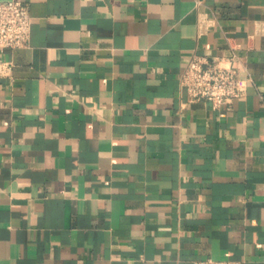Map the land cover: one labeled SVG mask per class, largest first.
<instances>
[{
	"label": "crops",
	"instance_id": "0c3cea01",
	"mask_svg": "<svg viewBox=\"0 0 264 264\" xmlns=\"http://www.w3.org/2000/svg\"><path fill=\"white\" fill-rule=\"evenodd\" d=\"M23 1L29 44L0 52V264H264V0ZM195 52L236 53L246 93L189 100Z\"/></svg>",
	"mask_w": 264,
	"mask_h": 264
},
{
	"label": "built area",
	"instance_id": "2783aa9c",
	"mask_svg": "<svg viewBox=\"0 0 264 264\" xmlns=\"http://www.w3.org/2000/svg\"><path fill=\"white\" fill-rule=\"evenodd\" d=\"M30 4L23 0H0V52L25 47L31 35ZM238 56L211 57L193 53L181 75L189 100H212L217 106H230L246 93L250 76H241ZM10 67V64L7 65ZM193 264H245L239 259L197 258Z\"/></svg>",
	"mask_w": 264,
	"mask_h": 264
}]
</instances>
